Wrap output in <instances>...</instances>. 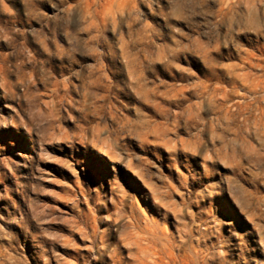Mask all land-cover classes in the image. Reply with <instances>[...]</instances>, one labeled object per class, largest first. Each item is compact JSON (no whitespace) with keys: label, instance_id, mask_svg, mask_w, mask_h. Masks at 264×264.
Returning a JSON list of instances; mask_svg holds the SVG:
<instances>
[{"label":"clouds","instance_id":"9594fccd","mask_svg":"<svg viewBox=\"0 0 264 264\" xmlns=\"http://www.w3.org/2000/svg\"><path fill=\"white\" fill-rule=\"evenodd\" d=\"M0 264H264V0H0Z\"/></svg>","mask_w":264,"mask_h":264},{"label":"rangeland","instance_id":"374dc122","mask_svg":"<svg viewBox=\"0 0 264 264\" xmlns=\"http://www.w3.org/2000/svg\"><path fill=\"white\" fill-rule=\"evenodd\" d=\"M22 150H27L26 146ZM48 167L52 168L53 175H54V177H55V179H56V181L58 183H63V182H66L67 181V177L63 174V172L57 170L54 165H49ZM89 178L90 179H94V177H92L91 175H90ZM49 187L50 188H56L57 185L56 184H51V185H49ZM46 199H48V198H46Z\"/></svg>","mask_w":264,"mask_h":264}]
</instances>
